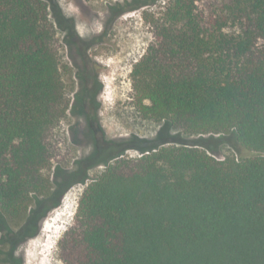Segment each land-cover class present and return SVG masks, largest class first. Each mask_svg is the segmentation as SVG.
Here are the masks:
<instances>
[{
  "label": "trees",
  "instance_id": "1",
  "mask_svg": "<svg viewBox=\"0 0 264 264\" xmlns=\"http://www.w3.org/2000/svg\"><path fill=\"white\" fill-rule=\"evenodd\" d=\"M205 1L171 0L154 20V42L132 72L134 104L188 135L233 133L255 157L219 161L173 146L113 158L79 202L60 244L64 264H264V0L208 12ZM70 103L47 4L0 0L4 264L87 179L61 167L46 175Z\"/></svg>",
  "mask_w": 264,
  "mask_h": 264
},
{
  "label": "rangeland",
  "instance_id": "2",
  "mask_svg": "<svg viewBox=\"0 0 264 264\" xmlns=\"http://www.w3.org/2000/svg\"><path fill=\"white\" fill-rule=\"evenodd\" d=\"M43 1L49 8L50 19L56 29L61 72L70 92L72 91L68 60L70 44L76 38L86 41L103 38V42L91 54L100 67V82L104 86L100 102L102 104L101 124L106 133V143L101 141L97 148L87 138H78V142L73 141L74 138L70 132L73 121L67 115L57 131L58 157L52 169L46 172V175L53 179L56 168L61 167L68 172L79 170V179L87 178L84 182L80 181L75 184L63 197L64 199L69 194L74 199L70 209L72 217L67 232L75 223L79 202L85 190L101 176L107 167L99 163V160L111 151H114V155L109 158L108 165L113 164L117 160L113 158L120 155H122L121 158L127 159L140 158L144 151L173 146L197 148L219 161L255 157L252 152L239 147L233 133L188 135L174 129L166 122L145 119L136 109L133 99L132 72L134 66L146 55L154 42V20L162 16L171 0H139V3L135 0ZM223 1L225 0H207L199 4V9L208 12L212 6L215 7ZM146 2L149 5L145 6ZM115 4L124 6V11L118 18L113 19L110 8ZM138 4L144 6L139 7ZM91 156L94 157L89 161ZM61 206L49 213L34 238L18 248L15 257L21 261L20 264H33L31 260H27L28 254L32 252L31 245L40 236L45 222L53 224L51 221L55 218L53 215L59 213ZM8 224L15 231L22 225L21 222L11 221H8ZM67 232L56 248L57 253L52 258L50 257L52 264H64L60 244ZM5 237L6 231H1L0 264H4L5 260L2 252L9 250L2 243ZM46 259L47 256L39 254L34 264H45Z\"/></svg>",
  "mask_w": 264,
  "mask_h": 264
},
{
  "label": "flooded vegetation",
  "instance_id": "3",
  "mask_svg": "<svg viewBox=\"0 0 264 264\" xmlns=\"http://www.w3.org/2000/svg\"><path fill=\"white\" fill-rule=\"evenodd\" d=\"M110 12L113 19L118 18L121 14L119 4H115L110 8ZM102 42V37L87 41L76 38L68 49L70 86L72 89L68 115L73 121L70 132L73 135V141L78 142V138H87L97 148L101 141L106 143V133L101 124L102 104L100 102L104 86L100 82V67L91 53ZM100 152L99 154H101ZM113 155L114 151L109 152L104 155L103 159L99 160V163L105 164ZM21 245L17 247V250ZM15 254L14 259L8 261L7 264H18ZM8 257H10V254L6 253L5 262Z\"/></svg>",
  "mask_w": 264,
  "mask_h": 264
},
{
  "label": "bare ground",
  "instance_id": "4",
  "mask_svg": "<svg viewBox=\"0 0 264 264\" xmlns=\"http://www.w3.org/2000/svg\"><path fill=\"white\" fill-rule=\"evenodd\" d=\"M71 196L68 194L63 199L62 204H61L62 206L59 209V213H55V215H53L55 216V218L54 219L52 218L51 220L53 224L45 222V224L43 225V228L41 229L40 236L36 239V242L35 243L33 242V244L31 245L32 252L28 254L27 260H31L33 264L37 256L39 258V254L47 256L45 264H52L50 257L52 258L54 254L57 253L56 248L60 240L62 239V237L67 232L70 226V221L72 217L70 209L72 206V202L74 200L72 199Z\"/></svg>",
  "mask_w": 264,
  "mask_h": 264
}]
</instances>
